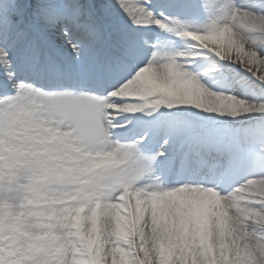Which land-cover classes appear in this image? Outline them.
Instances as JSON below:
<instances>
[{
  "label": "snow or ice",
  "instance_id": "obj_1",
  "mask_svg": "<svg viewBox=\"0 0 264 264\" xmlns=\"http://www.w3.org/2000/svg\"><path fill=\"white\" fill-rule=\"evenodd\" d=\"M0 264H264V0H0Z\"/></svg>",
  "mask_w": 264,
  "mask_h": 264
},
{
  "label": "bare ground",
  "instance_id": "obj_2",
  "mask_svg": "<svg viewBox=\"0 0 264 264\" xmlns=\"http://www.w3.org/2000/svg\"><path fill=\"white\" fill-rule=\"evenodd\" d=\"M234 55H235V50H233V57H234ZM133 203H134V201H133Z\"/></svg>",
  "mask_w": 264,
  "mask_h": 264
},
{
  "label": "rangeland",
  "instance_id": "obj_3",
  "mask_svg": "<svg viewBox=\"0 0 264 264\" xmlns=\"http://www.w3.org/2000/svg\"><path fill=\"white\" fill-rule=\"evenodd\" d=\"M234 57H235V55H234Z\"/></svg>",
  "mask_w": 264,
  "mask_h": 264
}]
</instances>
